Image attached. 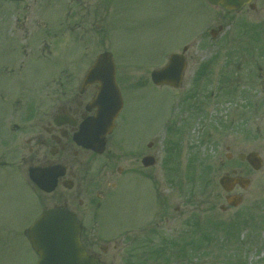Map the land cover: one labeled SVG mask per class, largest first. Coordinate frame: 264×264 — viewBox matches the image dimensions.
<instances>
[{"label": "rangeland", "instance_id": "374dc122", "mask_svg": "<svg viewBox=\"0 0 264 264\" xmlns=\"http://www.w3.org/2000/svg\"><path fill=\"white\" fill-rule=\"evenodd\" d=\"M87 2L91 23L98 17L96 6L104 9L99 21L103 29L89 31L85 43L67 30H56L54 38L52 32L46 34L41 28L38 38L55 40L54 52L46 61L48 51L42 49L37 54L41 59L34 66H23V73L16 79H1L8 109L17 100L19 109L31 103L47 108L49 94L60 88L49 80L50 75L73 71L67 62L71 55L87 52L90 64L98 53L108 49L120 74L132 72L135 78L149 79L151 70L162 66L171 52L190 46L189 66L180 89L144 88L126 97L125 112L132 116L127 145L150 133L144 144L154 142L159 163L168 144L169 153L180 157L178 171L167 176L157 163L149 174L153 184L125 177L120 186L118 182L117 191L106 188L109 199L97 197L103 185L96 183L89 187L88 195L92 196L86 198L81 193L72 200L83 210L88 207L87 215L91 211L86 227L94 231L99 247H108L105 253L98 250L104 263L264 264V163L258 172L243 165L252 184L236 208H220L226 204V193L218 182L230 164L228 145L236 152L257 151L264 159V94L254 92L264 81V1L257 11L246 6L231 14L204 0ZM7 5L13 7L0 0V32ZM8 16L12 24V16ZM219 25L223 29L212 37L210 31ZM74 41L79 46L77 53ZM1 46L0 34V50ZM214 61L209 70L201 71L203 65ZM199 73L204 77L195 82ZM176 138L179 148L172 150ZM17 145L11 134L0 141V159L9 163L0 165V264H36L38 258L27 229L43 209L53 207L54 200L47 195L37 201L26 175L19 171L17 159L22 150ZM188 157L200 165V173L192 179L189 175V181L185 176L189 173L182 171ZM77 200L85 202L80 206ZM153 224L157 236L147 234V226Z\"/></svg>", "mask_w": 264, "mask_h": 264}, {"label": "flooded vegetation", "instance_id": "af4514ba", "mask_svg": "<svg viewBox=\"0 0 264 264\" xmlns=\"http://www.w3.org/2000/svg\"><path fill=\"white\" fill-rule=\"evenodd\" d=\"M87 1L6 0V2L12 3L13 7L9 8L7 5L8 7L4 10L5 23L0 32L2 37L0 50V141L4 142L9 134L18 141L17 146L21 147L22 150L20 154L18 153V168L22 176L23 173L26 175V178L24 175L25 181H27L32 192L36 195L37 201L41 202L45 200L47 195H50V198L54 200L53 207H62L76 214L81 228L80 240H82L85 249L90 255L105 264L98 250L105 253L108 247H99L94 231L86 227V224H88L87 218L90 216L91 211L87 215L86 209L88 207L83 210L74 205L72 200L75 197H79L81 193H85L82 195L86 196V198L92 196L88 195L89 187L92 184L96 185V183L97 186L103 185V189L97 193V197L104 200L109 199L111 194L110 192L108 194L106 188L109 189L111 187V190L117 191L125 177L132 181H143L144 179L148 184H153L149 174L154 170L156 164L159 163V155L157 154L159 151L155 150L156 146L153 141L144 144V140L150 133L142 138H136L135 142L133 141L130 145H127V141L130 140L129 128L132 125V116L125 112L126 97L130 98L135 91L140 89L151 87L162 89L165 86L158 87L154 85L151 80V72L149 79L146 77L135 78L132 72L124 76L122 72L120 74L118 71L117 65L116 80L122 93L124 105L115 117L111 130L101 137L104 141L103 144L96 149H91L79 145L76 141V136L81 132L84 124L93 122L101 109L110 111L112 106L104 107L99 100V88L102 86L100 82L85 83L87 72L91 65V63L89 65L87 52L82 53V55L70 56V60L67 62L74 69L73 71H58L57 73L55 71L50 75L49 80L52 83L55 81L60 88L55 93L49 94V106L45 109L39 108L40 105L35 103L25 104L23 109H19V100L16 101V104L12 102L8 109V99L4 89H2L3 81L1 80L3 78L6 80L16 79L15 77L23 73V66L28 65V63L34 66L41 59L37 54H41L42 49L45 52L44 48L48 51V55L44 59L46 61L50 60L49 57L54 52L52 41L55 43V40H40L38 34H40L41 28H43L42 32L46 34L52 32L54 38H56V30H67L72 35H79V38L85 43H87L86 38L89 31L94 29L102 30L103 24L99 21L105 14L104 9H100L98 5L96 6L95 12L98 17L96 21L91 23L89 22V3ZM253 1L256 5L254 10L257 11L258 4L263 3L264 0ZM105 6V9H107V5ZM14 10L15 12L13 13ZM8 15L12 16V24L8 22ZM63 19L67 21V25H65V22L63 23ZM61 26L66 27L61 29ZM222 29L221 25H219L217 31L212 29L210 31L212 37L217 36ZM75 43L74 41L72 44L74 45V52L77 53L79 46L78 44L75 45ZM4 47L5 52L3 51ZM83 48L87 50L86 45ZM186 49V51L183 50L186 67L184 68L181 86L185 82L184 79L189 66L190 48L187 47ZM215 62H212L211 65L206 63L201 70L214 65ZM83 66L85 69L80 71ZM11 76L14 77L10 78ZM248 76H246L248 80L253 79V77L250 78ZM203 77L199 73L195 82H199ZM124 79H126V82H123ZM171 89L173 90V88ZM254 92L259 95L264 94V81L262 88L258 87ZM12 129L16 130V132ZM18 132H20V135H17ZM238 132L240 130H236V133ZM178 141L179 138H176V144L174 142L171 144L170 148L172 150L179 148L177 144L180 142ZM168 149L169 146L167 144L164 160L161 161L160 158L161 163H159V166L161 171L166 172L167 176H170V173L178 171L177 166L181 163H179L180 157L171 155L169 153L171 150ZM234 149L231 145L227 146L229 151L227 161L230 164L223 175L248 177L251 180V175L245 172L243 167V165H249L243 158L245 153L243 151L236 152ZM196 163L197 160L188 157L186 165L182 169L185 173H189L190 177L193 175L191 179L200 173V165H196ZM8 164V162L0 159V165ZM31 172L45 186L49 185L53 178L56 177L55 189L51 192L40 189L38 185L32 182ZM182 180L184 181V179ZM83 181L86 183L85 188L82 187ZM245 191L237 185L232 193L225 194V202L227 203L228 198L233 196H241L244 199ZM84 202V200H79L78 204L81 206ZM223 208L226 211L229 208L232 209V206L223 204ZM83 213L86 220L83 217ZM147 228H149L147 234L157 236L158 233L154 230L157 228L154 224L147 226Z\"/></svg>", "mask_w": 264, "mask_h": 264}, {"label": "water", "instance_id": "95a60500", "mask_svg": "<svg viewBox=\"0 0 264 264\" xmlns=\"http://www.w3.org/2000/svg\"><path fill=\"white\" fill-rule=\"evenodd\" d=\"M212 4H221L225 8L241 9L251 0H208ZM253 7V5H252ZM112 54L103 52L89 70L87 82L98 81L102 84L99 88V100L104 107L111 105L110 111L101 109L93 122L83 125L80 134L76 137L78 143L85 147L96 149L103 143V135L111 130L113 118L122 107V97L115 83V64ZM185 61L179 54H172L169 63L163 69L152 71V80L156 84L167 83L178 87L181 82ZM103 123V124H102ZM246 160L255 169H261L262 159L256 153H250ZM33 180L44 190L55 189L56 177L45 186L31 173ZM220 183L226 192L231 191L236 183L243 188L249 185V181L243 178H231L224 176ZM230 204L237 206L241 197H234ZM80 227L74 213L62 208L46 210L31 225L28 230L29 240L39 258L37 264H102L100 260L90 256L80 239Z\"/></svg>", "mask_w": 264, "mask_h": 264}]
</instances>
